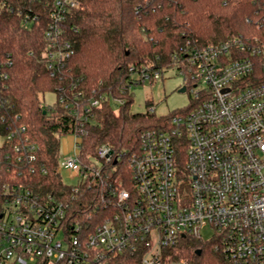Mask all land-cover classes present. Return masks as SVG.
Masks as SVG:
<instances>
[{
    "label": "built area",
    "instance_id": "1",
    "mask_svg": "<svg viewBox=\"0 0 264 264\" xmlns=\"http://www.w3.org/2000/svg\"><path fill=\"white\" fill-rule=\"evenodd\" d=\"M80 7L81 0L55 1L44 33L52 77L61 75L74 53L64 38L65 23ZM0 11L24 14L9 0H0ZM37 21L24 14V25ZM177 60L165 71L130 68L127 94L176 69L193 104L174 114L168 129L144 132L140 150L129 156H115L102 145L90 164L81 158V140L95 110L125 99L105 93L60 96L74 119L60 137L71 135L74 144L72 155L60 150L56 171L67 170L77 181L69 186L71 201L88 188L96 193L94 212L83 223L71 219L70 202L45 195L29 179L49 170L27 127L9 124L8 100L1 94L12 62L0 57V122L8 128L6 134L0 129V172L10 175L0 179V264H109L124 251L142 253V264H163L164 249L187 236L204 240L206 227L212 231L208 242L218 241L229 264H264V82L249 80L258 63L264 71V41L237 38L188 49ZM124 161L127 169L119 170ZM111 163L116 168L106 173Z\"/></svg>",
    "mask_w": 264,
    "mask_h": 264
},
{
    "label": "trees",
    "instance_id": "2",
    "mask_svg": "<svg viewBox=\"0 0 264 264\" xmlns=\"http://www.w3.org/2000/svg\"><path fill=\"white\" fill-rule=\"evenodd\" d=\"M9 1L23 8L24 14L36 15L38 21L29 27L24 25V14L0 11V57L12 62L7 69L8 89L1 94L8 100V121L27 127L49 170L47 175H31L29 179H34V185L45 195H60L63 201L70 202L71 219L76 217L83 223L94 212L96 193L88 188L71 201L69 186L56 171L60 136L74 126L60 96L71 92H83L87 97L105 93L125 99L118 111L109 102L95 110L81 140V158L90 164V158L97 156L102 145H109L115 156H129L140 150L144 132L168 129L170 118L177 113L157 117L151 111V102L147 113H132L133 94L123 91L129 84L131 67L136 71H165L174 68L178 57L188 49L220 45L237 38L264 41V0H81L80 9L65 23L64 38L74 53L61 75L52 77L44 58V33L56 0ZM249 80L254 84L264 82L259 63ZM48 93L56 96L52 106L45 102ZM0 129L8 133L1 122ZM179 159L181 163L185 161V149L179 151ZM124 162L117 166L119 170L127 169ZM115 168L111 163L104 169L108 173ZM9 177L5 169L1 170L0 179ZM218 245L217 240L181 238L177 246L163 250V264L169 260L229 264ZM109 264H142V253L113 254Z\"/></svg>",
    "mask_w": 264,
    "mask_h": 264
},
{
    "label": "rangeland",
    "instance_id": "3",
    "mask_svg": "<svg viewBox=\"0 0 264 264\" xmlns=\"http://www.w3.org/2000/svg\"><path fill=\"white\" fill-rule=\"evenodd\" d=\"M31 25H29L30 27ZM184 77L176 69L167 71L163 77L154 82H147L144 85L134 86L132 89L133 104L131 105V112L134 114H145L148 110V103L151 102L155 108L157 117H166L175 112H180L188 109L193 104V97L188 92H181L184 88ZM45 102L48 105H54L56 96L53 93H48L45 96ZM114 110H119L120 105L114 102L111 103ZM0 139V144L2 143ZM74 137L71 135L61 137V155L67 156L73 154ZM63 181L68 186L77 184L75 179L71 178L67 170H61ZM101 218V216L99 217ZM202 237L204 241H210L212 238V231L210 227L202 230ZM170 262V263H168ZM166 264H183L182 262H174L169 260ZM29 264H38V262H30Z\"/></svg>",
    "mask_w": 264,
    "mask_h": 264
},
{
    "label": "water",
    "instance_id": "4",
    "mask_svg": "<svg viewBox=\"0 0 264 264\" xmlns=\"http://www.w3.org/2000/svg\"><path fill=\"white\" fill-rule=\"evenodd\" d=\"M185 91H186V88H185V87L181 89V92H185ZM45 113H46V112H45ZM200 252H201V251H199L198 253L200 254Z\"/></svg>",
    "mask_w": 264,
    "mask_h": 264
}]
</instances>
